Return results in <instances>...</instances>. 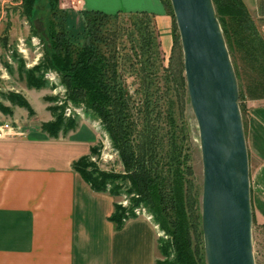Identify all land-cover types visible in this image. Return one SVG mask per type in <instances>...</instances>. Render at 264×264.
I'll list each match as a JSON object with an SVG mask.
<instances>
[{"label": "trees", "instance_id": "1", "mask_svg": "<svg viewBox=\"0 0 264 264\" xmlns=\"http://www.w3.org/2000/svg\"><path fill=\"white\" fill-rule=\"evenodd\" d=\"M161 1L171 13L169 0ZM212 1L223 32L242 62L248 94L264 98V41L252 26L243 1ZM58 2L47 0L50 11L46 26L48 46L41 59L29 69L21 65L27 86L47 87L43 73L48 69L56 70L66 87L68 100L83 104L86 114L102 121L124 172L100 170L90 160V155L75 160L73 169L95 191L117 197L125 188L126 193L137 195L132 198L131 209L114 203L109 219L116 228L136 217L132 209L139 203L153 213L155 222L169 235L168 239H158L164 259L156 260L155 264H204L191 242L189 228L191 221L197 218L196 200L191 193L183 127L177 124L172 109L174 103L179 105L185 84L179 75L174 77L170 66L166 68L158 63L159 43L149 29L154 13L127 12L131 19L126 30L129 56L120 51L124 49L120 43L123 33L120 34L117 26L118 16L124 12L78 10L76 20L75 11L59 8ZM37 3L38 0H21L22 12L29 21L35 16ZM225 15L236 24L229 31L224 25ZM13 60L18 59L13 56ZM234 70L239 79L240 71L236 67ZM129 77H133L136 84L132 91L133 82L128 81ZM239 94L242 96L243 92ZM3 98L32 111L27 99L18 93L8 91ZM46 100L53 102L55 99L46 97ZM48 110L52 119L43 122L41 129L51 137L66 133L79 123L78 116L66 118L57 113L59 107L50 105ZM7 111L0 101V113ZM97 152V145L91 147L90 154Z\"/></svg>", "mask_w": 264, "mask_h": 264}, {"label": "crops", "instance_id": "2", "mask_svg": "<svg viewBox=\"0 0 264 264\" xmlns=\"http://www.w3.org/2000/svg\"><path fill=\"white\" fill-rule=\"evenodd\" d=\"M257 1L244 0L249 6ZM67 2L76 10L153 12L167 43L170 19L160 0ZM44 90L23 93L35 115L36 103L47 106L39 100ZM45 112L42 121L52 119ZM22 132L0 137V264H155L159 256L153 224L136 216L116 228L109 217L117 197L93 190L72 167L98 143L91 122L80 120L76 128L56 137L38 128ZM244 136L250 192L264 219V105L250 108Z\"/></svg>", "mask_w": 264, "mask_h": 264}, {"label": "water", "instance_id": "3", "mask_svg": "<svg viewBox=\"0 0 264 264\" xmlns=\"http://www.w3.org/2000/svg\"><path fill=\"white\" fill-rule=\"evenodd\" d=\"M202 163L206 264H255L249 159L238 83L212 0H169Z\"/></svg>", "mask_w": 264, "mask_h": 264}, {"label": "rangeland", "instance_id": "4", "mask_svg": "<svg viewBox=\"0 0 264 264\" xmlns=\"http://www.w3.org/2000/svg\"><path fill=\"white\" fill-rule=\"evenodd\" d=\"M242 1L245 5L244 7L249 16V20L252 22V26H254L258 35L261 36L262 40L264 41V0H258L257 2H259V4L257 3V5L254 6L251 5L249 6L244 2V0ZM160 2L164 8L165 13L168 15L170 19L169 31L166 34L167 43L166 44L163 43V40L161 38V33L156 23L155 13H154V18L152 19L153 21L152 27H150L149 29L153 31L155 40L157 43H159L158 50L160 53L158 55V59H159L158 63L166 68L170 66L174 70L173 74L175 78L179 75V77L184 79L185 85H184V92L181 93L182 94L181 101L178 106L176 103H174L172 109L176 113L177 124L179 125V127H183L182 131L185 137L183 141L185 144L184 152L188 156L187 164L190 167V172H191L189 176L192 185L191 193L196 200L194 205V210H195V215H197V218L191 221V225L189 228L191 242L194 250L196 249L198 255L200 257H203L204 264H206L204 247H203V236L201 229L202 163H201V154L199 148L198 128L194 114L192 112L189 103V98L186 88V80L184 75V67H183V53H182L180 38L173 17L172 9L170 13L168 9L165 8L161 0ZM58 6L61 9H69V10L73 9L71 5L67 2V0H59ZM73 11H75L76 13L75 18L77 20V18H79V15L77 14L78 10L73 9ZM49 14L50 11L47 5V0H38L35 16L31 18L32 19L31 21H29V19H27V17L22 12L21 0H0V92L2 93L0 94V101L2 102L3 105H5L8 108L7 113L5 114L0 113V119L4 121H9L10 119V121L13 124L15 123L18 124L20 130L22 131L23 129L27 131L33 128H38L39 130L42 131L41 124L45 122L42 120L46 119V117H43L46 113L45 109L47 110L48 116L52 115L50 110H48V106L51 105L52 107H59V110H57L56 112L62 114L66 118H71L72 116L69 117L65 116L64 109L66 107H71L73 108L72 115L78 116L79 121L88 120L91 123L96 122L99 128L97 130L99 135V139L97 143L98 152L96 154H89L90 156L93 157L96 156L97 162L91 160V157L90 160L94 162L100 170H103L108 173L121 174L124 171L121 166L120 160L118 158L117 149L113 146L109 134L106 132V130L103 129L104 126L102 121L98 117H95L90 113L86 114L85 107L83 104H74L73 102L68 100V98L66 97L67 96L66 87L62 83L60 74L56 70L48 69L43 73V78L46 72L51 71L53 73H56L57 74L56 81L60 87L56 90V92H54L53 89H51L52 87H50L49 84L47 87H44L46 88V90H44L46 92L43 96H41L39 100L42 103H47V106L44 109L41 107L40 103H36V109L38 111L37 115H35L33 108L32 111H28L26 108L13 104L9 100L3 98L4 96L5 97L7 96L8 91H12L14 93L20 94L22 97L26 99L23 93H26L27 89H31V87L27 86L26 77L23 71L21 70V65H24L26 69H29L34 64L39 62V60L41 59L45 48L48 46V39H47L48 35H47L46 26L49 19ZM223 20H224V25L228 27V29L226 28V31L227 30L229 31V28L233 29V27H231L232 25L236 26V24H234V22L229 17H227V15L223 16ZM130 22L131 19L127 13L119 14L117 19V26L119 27L118 31L120 32V34L122 35L123 33L120 43H121V47L122 46L124 47V49H121L120 51L128 54L129 56L131 50L129 49L130 43L127 41L128 37L126 38L127 36L126 30L129 28ZM221 30L225 39V43L229 52V56L233 68L236 67L238 68V71H240V78L237 79L238 91L243 92V94L242 96L239 94L238 105L241 113L243 131L245 134L250 108L252 106L264 105V98H255L248 94L247 89L245 88L247 81L244 75L242 62L238 57V53L235 50H233V48L231 47L229 38L227 37V34L223 32L222 27ZM32 38L35 39L32 40ZM22 39L25 41V47H26L25 52H22L20 50L21 47H19L20 40ZM13 56H15L18 60H13ZM161 71L162 69H160V72ZM128 81L133 82V86H131V90H130L132 91L133 87L136 86L133 77H129ZM46 97H54L55 100L53 102H48L46 100ZM58 101H60V103ZM76 110H79L81 115H77ZM15 119L16 121H12ZM103 150H105V152L108 151L110 156H107L106 158L100 160L98 156ZM253 165L254 167L257 166L256 163H253ZM250 172L251 169L249 168V175H251ZM118 182L120 183L121 180H118ZM250 191H251V185H250ZM121 193L122 194L120 196H117L116 198L117 203L121 205V207L127 210L131 209V207L133 206L132 198H136L137 195L126 193L125 188L122 189ZM123 202H126V204H123ZM251 206H252L251 235H252V248H253L254 260H255V264H264V229H263L264 219L262 218V216H260L261 214L257 210V206L253 203L252 192H251ZM137 207L141 208V211H143L146 215L151 216L150 221L153 224V226L156 227L155 229L157 232L158 239L160 237L164 239H168L169 235L165 233V231L160 227L158 223L155 222L153 213L149 209H147L145 205L141 203H139L137 206H134L133 208H137ZM157 250L159 256L157 260L162 261L164 258L158 248V245H157Z\"/></svg>", "mask_w": 264, "mask_h": 264}, {"label": "built area", "instance_id": "5", "mask_svg": "<svg viewBox=\"0 0 264 264\" xmlns=\"http://www.w3.org/2000/svg\"><path fill=\"white\" fill-rule=\"evenodd\" d=\"M35 38H32V40H34ZM20 50L22 52L26 51V47H25V41L22 39L20 40V45H19ZM56 73H53L51 71L46 72L44 75L45 80L48 82L49 86L52 87L51 89H53L54 92H56V90L60 87L59 84L56 81ZM60 103V101H58ZM72 109L71 107H66L64 110V115L69 117L72 116L74 117V115H72ZM76 114L77 115H81L79 110H76ZM92 124L97 128V130L99 129L96 122H92ZM102 133V132H101ZM23 134L22 130H20V127L18 126V124H13L12 122H8V121H3L0 119V137H5V136H11V135H21ZM106 148V147H105ZM107 156H110V154L107 152H105V150H103L100 155L98 156L100 158V160L106 158ZM91 160L96 161V156H90ZM123 204H126V202H123ZM132 212L136 215V216H142L144 218H146L147 220L150 221L151 216L146 215L143 211H141V208H133ZM151 222V221H150ZM156 228V227H155Z\"/></svg>", "mask_w": 264, "mask_h": 264}]
</instances>
